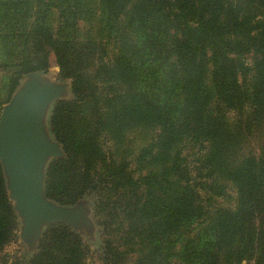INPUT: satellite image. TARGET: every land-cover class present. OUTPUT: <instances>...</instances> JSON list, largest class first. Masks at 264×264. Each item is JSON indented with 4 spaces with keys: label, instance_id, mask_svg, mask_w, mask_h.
<instances>
[{
    "label": "trees",
    "instance_id": "16d2710c",
    "mask_svg": "<svg viewBox=\"0 0 264 264\" xmlns=\"http://www.w3.org/2000/svg\"><path fill=\"white\" fill-rule=\"evenodd\" d=\"M49 55L71 95L50 108L64 156L44 194L95 197L101 264H264V0H0V106ZM255 128L256 151L241 148ZM16 230L0 168V254ZM87 253L55 223L0 264Z\"/></svg>",
    "mask_w": 264,
    "mask_h": 264
},
{
    "label": "water",
    "instance_id": "95a60500",
    "mask_svg": "<svg viewBox=\"0 0 264 264\" xmlns=\"http://www.w3.org/2000/svg\"><path fill=\"white\" fill-rule=\"evenodd\" d=\"M44 73L35 70L23 74L0 111V168L7 198L20 223L19 238L33 251L43 225L64 223L79 232L90 225L81 198L67 206L44 194L47 163L64 156L60 144L49 138L44 118L55 100L64 99L67 84L70 89V79L56 83L47 80Z\"/></svg>",
    "mask_w": 264,
    "mask_h": 264
},
{
    "label": "rangeland",
    "instance_id": "374dc122",
    "mask_svg": "<svg viewBox=\"0 0 264 264\" xmlns=\"http://www.w3.org/2000/svg\"><path fill=\"white\" fill-rule=\"evenodd\" d=\"M88 27H89L88 24H86L85 22L79 21L78 22L79 34L84 35L85 31L88 29ZM44 76L47 78V80L52 81V82L68 83L67 79H63V78L58 77L57 66L55 65L54 58L52 55H49L48 67L45 69ZM22 79L23 78L21 75L18 82H17V85ZM70 95H71V93H70V89H69V84H67L63 98L67 99L70 97ZM2 105L0 106V111H1ZM50 108H51V106L47 110V113L45 114V118H44V123H45L47 130H49L47 121H48ZM234 115L235 114H233V113L231 115L229 114V116H231L229 121L234 122L233 120H235L237 118ZM251 132H252L251 135L247 136V138L242 141L241 148H245L246 150H251V151L255 152L256 151V144L260 140L259 128H255V130H253ZM48 136H49V138L54 139L52 137V135L50 134V132H48ZM233 197H234V190L228 186L226 197H218V198H216V202L221 204L222 206H232ZM80 200H81L80 202L82 203L81 206L83 208H85V210H86L85 211L86 212V218L89 219L90 225H88L87 228L84 229L85 230L84 232H79L76 229L72 230L73 228H71L70 226H68V227L72 231L77 233L80 236L82 242L84 244H86L88 247V253H87L86 260H85L86 264H101L102 263L101 258L103 256L102 255L103 244H102L101 238H100V226H98L96 224V222L92 216V206H93L95 197L92 194H86L83 197H81ZM55 203H57V202H55ZM64 205L71 206L73 204H71V205L64 204ZM52 224H55V223H52ZM62 224H64V223H62ZM48 225H51V224H48ZM48 225L42 226L41 236L38 239V241L36 242V247H35L34 251L35 250L37 251V246H38L39 240L42 237L44 229ZM19 226H20V223L17 219L16 237L12 242L8 243L1 251L0 257L6 259L7 261L11 260L14 256L19 257V258L28 259L36 253V252L34 253L33 249L27 248L25 243L19 238V235H18Z\"/></svg>",
    "mask_w": 264,
    "mask_h": 264
}]
</instances>
